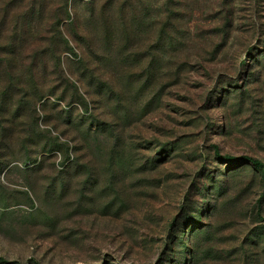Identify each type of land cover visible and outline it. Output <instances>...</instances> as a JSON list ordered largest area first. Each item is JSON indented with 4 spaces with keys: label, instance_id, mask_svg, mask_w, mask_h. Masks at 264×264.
I'll list each match as a JSON object with an SVG mask.
<instances>
[{
    "label": "rangeland",
    "instance_id": "rangeland-1",
    "mask_svg": "<svg viewBox=\"0 0 264 264\" xmlns=\"http://www.w3.org/2000/svg\"><path fill=\"white\" fill-rule=\"evenodd\" d=\"M246 156L264 0H0V264H264Z\"/></svg>",
    "mask_w": 264,
    "mask_h": 264
},
{
    "label": "trees",
    "instance_id": "trees-1",
    "mask_svg": "<svg viewBox=\"0 0 264 264\" xmlns=\"http://www.w3.org/2000/svg\"><path fill=\"white\" fill-rule=\"evenodd\" d=\"M230 158V157H227ZM245 160L249 161L254 167L261 169L264 172V164L257 159L252 157H244ZM261 205H259V210L261 209Z\"/></svg>",
    "mask_w": 264,
    "mask_h": 264
}]
</instances>
